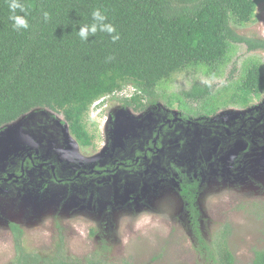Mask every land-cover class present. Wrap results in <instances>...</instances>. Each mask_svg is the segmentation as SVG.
I'll use <instances>...</instances> for the list:
<instances>
[{"label":"rangeland","instance_id":"obj_1","mask_svg":"<svg viewBox=\"0 0 264 264\" xmlns=\"http://www.w3.org/2000/svg\"><path fill=\"white\" fill-rule=\"evenodd\" d=\"M236 31L264 39V0L257 3L254 20ZM250 59L264 67V49L232 43L217 75L204 67L177 72L156 89L157 104L142 112L119 101L132 93L131 86L107 96L100 114L98 109L88 114L95 139L87 147L71 135L62 115L47 108L3 125L0 167L6 168L7 160L9 167L0 171V264H13L20 248L51 260L61 254L76 264H203L185 225L176 168L199 181L205 239L229 226L234 264H250L254 250L264 249V119H249L248 128L238 129L246 118L264 115V90L251 96L247 108L219 106L216 115L204 111V101L173 98L199 83L211 86L209 102L219 99L240 80ZM169 99L173 106L166 104ZM167 113L184 115L188 123L167 131L162 122ZM216 119L237 124V132L203 128ZM151 140L155 143L146 150ZM153 161L163 170L154 171ZM106 162L113 175L86 172ZM103 175L113 180L95 181ZM11 223L21 229L19 243Z\"/></svg>","mask_w":264,"mask_h":264},{"label":"trees","instance_id":"obj_2","mask_svg":"<svg viewBox=\"0 0 264 264\" xmlns=\"http://www.w3.org/2000/svg\"><path fill=\"white\" fill-rule=\"evenodd\" d=\"M259 1L22 0L30 27L15 30L7 0H0V128L31 110L47 108L64 117L81 146L92 145L95 136L88 129L87 117L94 101L131 86L132 93L119 101L142 112L157 104L156 89L177 72L204 67L208 74L217 75L228 61L232 43H244L249 50L264 49V39L236 31L254 20ZM97 8L119 33L116 42L99 31L87 41L79 38V26L92 23ZM263 90L264 67L260 60L250 59L240 80L219 99L209 102L211 86L199 83L173 98L204 101V111L215 115L219 106L228 104L247 108L251 96L258 98ZM173 103L171 99L166 102L168 106ZM184 109L193 112L186 105ZM182 119L187 118L183 115ZM176 170L185 225L199 258L203 264H234L227 242L229 226L224 225L210 241L205 239L197 201L199 181ZM11 229L19 243L20 227L11 223ZM13 264L76 263L61 254L51 260L20 248ZM250 264H264V249L254 250Z\"/></svg>","mask_w":264,"mask_h":264},{"label":"clouds","instance_id":"obj_3","mask_svg":"<svg viewBox=\"0 0 264 264\" xmlns=\"http://www.w3.org/2000/svg\"><path fill=\"white\" fill-rule=\"evenodd\" d=\"M7 6L10 13L9 19L12 21L13 28L15 30L29 29L30 24L27 19L28 12L22 0H7ZM17 10H19V12ZM43 18L45 21L49 19V13L47 11L43 12ZM92 21L93 22L90 24H82L79 26L78 36L81 40L87 41L90 35L94 36L98 31L109 34L113 42H116L120 39V35L117 32L115 26L110 22H106L107 16L99 8L93 10ZM108 59L111 60L112 58L109 57ZM107 96L94 101L90 107L89 114L94 112V109H98V114H100L103 108L99 106V104L100 102H103ZM232 111L233 110L230 112L233 113Z\"/></svg>","mask_w":264,"mask_h":264},{"label":"flooded vegetation","instance_id":"obj_4","mask_svg":"<svg viewBox=\"0 0 264 264\" xmlns=\"http://www.w3.org/2000/svg\"><path fill=\"white\" fill-rule=\"evenodd\" d=\"M113 98H114V96L113 95H111ZM123 108H125V109H130L129 107H123ZM130 110H132V109H130ZM228 113V112H227ZM233 114H237V112H233ZM216 115V114H215ZM222 115H224V114H222ZM249 115H252V114H249ZM232 117H234V116H232ZM263 117V118H262ZM249 119H253L255 122H257V123H259L261 120H263L264 119V115L262 114L260 117H258V118H246L243 122H241V124H240V126H239V129H238V131L239 130H241V129H245V128H248V126H249V124H250V120ZM162 122L164 123V124H166V127L167 128H165L167 131H171V130H174V127L176 126V124L177 123H180V124H183V123H185V124H187L188 123V121H187V119H182V116L180 117V116H178V115H176V114H170V113H167V114H164L163 116H162ZM217 122V119L216 120H214L213 122H205L204 124H203V128H205V129H209V128H212V127H214V128H216V129H218L220 132H223L224 134H232V133H234V132H237V131H234V129L237 127V124H231V123H228V122H223V123H221V122H218V123H216ZM190 125H193L194 127L197 125L196 123H192V124H190ZM154 132H156V131H154ZM154 143H155V140H151V142H150V144H148V146H145V148H146V150H147V148H150V146H153L154 145ZM155 145H157V147L159 148V147H161L162 146V144L160 143V141L157 143V144H155ZM131 154H134V151H132L131 152ZM138 154V153H137ZM142 153H140V155H141ZM146 154H148L147 153V151H146ZM143 155H145V153H143ZM6 165H5V167L6 168H4L3 169V165H1V167H0V171H1V173H6V169L9 167V163H8V160L6 161V163H5ZM152 164L154 165V171L155 170H157L158 172L159 171H162L163 170V168H161V165L159 164V163H155V161H153L152 162ZM98 167V168H96V167ZM94 166V168H91V169H89V170H87L86 172H92V171H99V170H102V172H106V171H108L109 173H107V174H110V175H113L114 174V172H113V170L114 169H112L111 167H109V165H108V162H106V163H104V164H102L101 165V167H99V164H97V165H95ZM28 168V167H27ZM32 168H35V169H37L38 168V166L36 165V164H33L32 165ZM3 169V170H2ZM26 169V168H25ZM5 171V172H4ZM165 172L166 171H164V172H162V173H164L165 174ZM157 172H155V173H152V175H154V174H156ZM144 174H146L145 172H144ZM36 175H37V177H41V174H39V173H37L36 172ZM109 175V176H110ZM105 176L106 175H103L102 177H100V178H98V179H96L95 181L96 182H99V181H103L104 183H110V181H112L113 179L112 178H110L109 176V178L110 179H105ZM104 178V179H103ZM103 182H101V184H104ZM179 183V182H178ZM178 188H179V184H178ZM179 191V190H178ZM180 195V194H179ZM182 199V198H181Z\"/></svg>","mask_w":264,"mask_h":264},{"label":"water","instance_id":"obj_5","mask_svg":"<svg viewBox=\"0 0 264 264\" xmlns=\"http://www.w3.org/2000/svg\"><path fill=\"white\" fill-rule=\"evenodd\" d=\"M20 119H21V117H20L19 119L15 120V121H13V122H17V121H19Z\"/></svg>","mask_w":264,"mask_h":264},{"label":"bare ground","instance_id":"obj_6","mask_svg":"<svg viewBox=\"0 0 264 264\" xmlns=\"http://www.w3.org/2000/svg\"><path fill=\"white\" fill-rule=\"evenodd\" d=\"M4 166V164H2Z\"/></svg>","mask_w":264,"mask_h":264},{"label":"built area","instance_id":"obj_7","mask_svg":"<svg viewBox=\"0 0 264 264\" xmlns=\"http://www.w3.org/2000/svg\"><path fill=\"white\" fill-rule=\"evenodd\" d=\"M233 112V111H232Z\"/></svg>","mask_w":264,"mask_h":264}]
</instances>
